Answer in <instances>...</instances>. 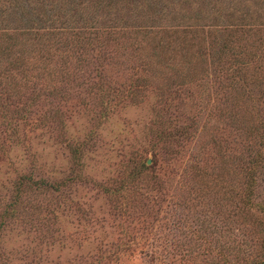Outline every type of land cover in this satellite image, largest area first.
<instances>
[{"label": "rangeland", "instance_id": "374dc122", "mask_svg": "<svg viewBox=\"0 0 264 264\" xmlns=\"http://www.w3.org/2000/svg\"><path fill=\"white\" fill-rule=\"evenodd\" d=\"M66 4L0 0V264H264V0Z\"/></svg>", "mask_w": 264, "mask_h": 264}, {"label": "trees", "instance_id": "16d2710c", "mask_svg": "<svg viewBox=\"0 0 264 264\" xmlns=\"http://www.w3.org/2000/svg\"><path fill=\"white\" fill-rule=\"evenodd\" d=\"M65 1L67 3L66 5H69V6L65 5L67 10H65V12L62 13L63 19L76 21L78 19V16L80 15V13L77 11V9L74 5L70 6L69 1H72V0H65ZM63 5L64 4H61L60 7L63 8ZM73 27H76V26H70L69 28L67 27L68 30H66V31H73ZM145 167H147V166H145ZM119 193H122V192L119 191Z\"/></svg>", "mask_w": 264, "mask_h": 264}]
</instances>
